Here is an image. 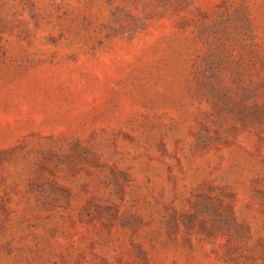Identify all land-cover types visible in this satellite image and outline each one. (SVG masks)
<instances>
[{
    "label": "rangeland",
    "instance_id": "1",
    "mask_svg": "<svg viewBox=\"0 0 264 264\" xmlns=\"http://www.w3.org/2000/svg\"><path fill=\"white\" fill-rule=\"evenodd\" d=\"M0 264H264V0H0Z\"/></svg>",
    "mask_w": 264,
    "mask_h": 264
}]
</instances>
